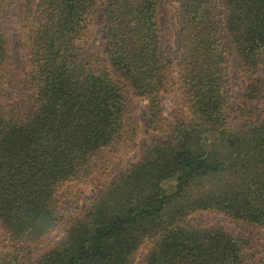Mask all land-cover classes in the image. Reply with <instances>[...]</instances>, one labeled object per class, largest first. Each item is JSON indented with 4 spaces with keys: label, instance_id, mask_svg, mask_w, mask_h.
<instances>
[{
    "label": "trees",
    "instance_id": "16d2710c",
    "mask_svg": "<svg viewBox=\"0 0 264 264\" xmlns=\"http://www.w3.org/2000/svg\"><path fill=\"white\" fill-rule=\"evenodd\" d=\"M174 1L171 47L160 0H0V231L10 246L0 264H248L264 250L195 217L264 231V0ZM11 24L26 48L17 79ZM174 67L183 108L167 119ZM130 96L145 102L147 140L135 141ZM131 147L135 160L83 208L59 198L66 183L104 173L106 151Z\"/></svg>",
    "mask_w": 264,
    "mask_h": 264
},
{
    "label": "rangeland",
    "instance_id": "374dc122",
    "mask_svg": "<svg viewBox=\"0 0 264 264\" xmlns=\"http://www.w3.org/2000/svg\"><path fill=\"white\" fill-rule=\"evenodd\" d=\"M175 8L176 2L174 0H160V19L164 25V31L162 32L161 37L163 44L166 46L170 45L171 47H174L175 45ZM11 26L12 29H10L9 31V47L12 62V66L10 68V76L15 77V79H17L22 75V71L25 68L24 62L26 48L21 38L20 31L16 29V25L11 24ZM100 42V39L97 38V43ZM262 58V63L260 64L257 71V77H259L260 79H264V54ZM173 61L175 63L176 59H174ZM236 66V59L233 56H230L228 71L230 75L233 96L238 94L241 87L240 79L236 75ZM173 70L174 71L172 72L170 78L167 81V91L161 94L163 115L167 119L179 116L181 114V109L183 108V97L176 84L177 74L175 67ZM7 92L8 90L5 87L0 88V104H4L7 102L5 98V93ZM16 100L17 99H15V101ZM128 100L129 115L136 125L135 141L140 142L141 140L149 139L155 134L152 133L150 129L146 127L144 121L143 112L145 110V102L141 98L134 96H130ZM20 105L27 112L33 109L31 104H27L25 100H20ZM137 153V147L122 149L120 151H106L110 164L105 170V172L101 173L97 170L85 177L82 182L72 181L66 183L58 191L59 198L66 205L71 207V209L75 207L83 208L85 206L86 198L92 196L95 193L100 192L101 189L107 184L111 176H113V174L116 172V170H120L127 167L131 162L135 160ZM195 217H198L202 221V223L206 225H213L220 227L226 231L241 233L247 238L253 241H257L258 243H262V241H264V231L258 229H250L248 227L242 226L238 223H235L234 221H231L230 219L219 213L206 211L197 214ZM59 235L60 234L55 231L51 235L44 238L42 242L37 245V250L34 251V254L47 249L52 244V242L59 237ZM0 251L4 253L10 252L9 243L2 231H0ZM131 264H137L136 260L133 261ZM248 264H264V250L261 249L254 256V258L249 261Z\"/></svg>",
    "mask_w": 264,
    "mask_h": 264
}]
</instances>
